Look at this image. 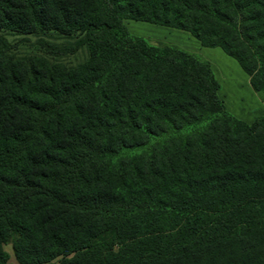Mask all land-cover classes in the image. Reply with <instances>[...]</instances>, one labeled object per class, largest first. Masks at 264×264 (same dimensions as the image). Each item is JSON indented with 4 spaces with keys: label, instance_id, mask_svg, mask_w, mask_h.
I'll list each match as a JSON object with an SVG mask.
<instances>
[{
    "label": "trees",
    "instance_id": "1",
    "mask_svg": "<svg viewBox=\"0 0 264 264\" xmlns=\"http://www.w3.org/2000/svg\"><path fill=\"white\" fill-rule=\"evenodd\" d=\"M126 19L219 47L264 94V0H0V264L5 244L19 264H264V113L233 115L208 60Z\"/></svg>",
    "mask_w": 264,
    "mask_h": 264
},
{
    "label": "rangeland",
    "instance_id": "2",
    "mask_svg": "<svg viewBox=\"0 0 264 264\" xmlns=\"http://www.w3.org/2000/svg\"><path fill=\"white\" fill-rule=\"evenodd\" d=\"M124 23L130 33L145 38L151 44L175 46L203 59L212 60V65L218 72L219 83L221 84L219 95L227 102L228 106L236 109L245 107L248 112H264L263 93L258 94V96L252 94L249 99L244 96L242 101L239 99L240 95L245 94L246 80H241L237 76V69H239L237 68V62L220 48H213L219 55L213 54L210 49L202 46L197 39L184 30L139 20L126 19ZM23 37L26 38H22L20 35L8 36L9 40L17 44L18 47L16 49L20 53L32 51L37 46L36 37L32 35ZM52 41L63 43L71 42L72 39L56 38L52 39ZM84 56V50L78 49L75 53L62 57V60L68 64H75L82 60ZM238 73L243 74L242 70H239ZM237 82L240 83L239 87L234 85ZM4 249L9 254V262L19 264L14 258L11 245L5 244Z\"/></svg>",
    "mask_w": 264,
    "mask_h": 264
},
{
    "label": "crops",
    "instance_id": "3",
    "mask_svg": "<svg viewBox=\"0 0 264 264\" xmlns=\"http://www.w3.org/2000/svg\"><path fill=\"white\" fill-rule=\"evenodd\" d=\"M204 47H206V46H204ZM206 48H208V49H210L211 51H212V53L214 54H216V55H219L218 53H216V51H215V49H213V48H216V47H206ZM219 48V47H218ZM211 51H209V52H211ZM234 59V58H233ZM207 60V59H206ZM235 60V59H234ZM208 61L210 62V64H211V66H212V69H213V71H214V74H215V76H216V78H217V80L218 81H220L219 80V77H218V72H216V70H215V68L213 67V65H212V60H209L208 59ZM236 61V60H235ZM237 62V61H236ZM237 68H239V69H237L238 71H237V76L238 77H240V79L241 80H243V79H245L246 80V85H245V94H243V95H240L239 96V99L242 101L243 99H244V96H246V97H248V99H249V97H250V95H252V94H254L255 96H258V94H262V93H260V92H255L252 88H251V86H250V84H249V78H248V75H246V73L241 69V67L239 66V64L237 63ZM239 70H242V72H243V74H239L238 72H239ZM241 72V71H240ZM235 86H237V87H239L240 86V83L239 82H237L236 84H234ZM220 90H221V84H220V89H219V92H220ZM221 97V96H220ZM223 99V98H222ZM224 100V99H223ZM224 103H225V106H226V108L233 114V115H235V116H237L238 118H240V119H242V120H245V121H251L256 115H259V114H263V113H260V112H248L247 111V109H245V107L244 108H231L230 106H228V104H227V102L224 100ZM245 106V105H244ZM246 108H247V106H246ZM12 264V263H11Z\"/></svg>",
    "mask_w": 264,
    "mask_h": 264
}]
</instances>
